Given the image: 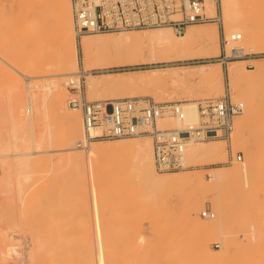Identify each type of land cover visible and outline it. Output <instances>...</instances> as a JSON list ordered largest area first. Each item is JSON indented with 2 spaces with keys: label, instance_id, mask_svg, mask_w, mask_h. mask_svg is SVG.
I'll list each match as a JSON object with an SVG mask.
<instances>
[{
  "label": "bare ground",
  "instance_id": "1",
  "mask_svg": "<svg viewBox=\"0 0 264 264\" xmlns=\"http://www.w3.org/2000/svg\"><path fill=\"white\" fill-rule=\"evenodd\" d=\"M22 1L28 3V7L23 10V20L26 22L36 8L38 0ZM39 2L38 9H46L49 12L48 23L29 24L22 39L15 40L8 50H5L0 42V76L4 77L5 84L4 89L0 90V213L1 217L7 220V225L0 228V264H36V256L42 250L45 257L50 255L52 258L44 259L40 264H81L80 261L83 260L87 264H122V257L116 255L110 258L105 252L109 243L106 224H109L110 208L119 210L118 213L115 214L114 211L112 214L116 220L113 221L114 230L123 234L122 232L125 233L131 226L130 222H136L133 221L134 218L131 221L132 211L126 208L130 203L135 208L134 212L139 215L151 212L154 215L152 218L158 220L156 224H161L170 208L164 206L158 214L157 210L151 207V200L156 198L159 201L158 199L164 196L165 189L171 186L183 185L205 192L212 191L214 201L220 200V191L226 186L241 191L252 187L253 168L258 166L257 158L264 157V137L256 135V140L251 137L258 122L264 124V59H252L254 67L251 69L244 65L247 60H229L226 65L230 97L241 102L244 107L243 114L236 116L240 118L236 120L231 132V144L234 149L244 148L245 160L233 162L230 167L213 166L203 170L159 172L154 165L152 140L148 135L131 137L129 140L118 138L111 142H101L103 139L88 140L83 121L81 123L80 109L69 104L66 85L73 83L80 86L81 77L84 76L85 90L91 98L118 99L150 95L158 101H181L185 118L176 120L164 117L157 120V125L178 127L186 123H196L197 99L217 96L223 92L222 72L218 64L220 62L199 63L193 69L167 66L146 70L144 73L139 71L137 75L124 74L112 78L108 77L111 73L97 75L92 74L91 70L137 62L217 56L219 41L216 25L193 23L181 32H175L170 27H153L84 33L79 35L78 57L71 1ZM217 2L218 0L204 1V11L208 16L217 15ZM251 2L253 0H220L226 38L232 33L241 35L237 42L228 45V51L231 45L237 46L238 49L243 48V51L261 48L257 27L261 11H252L255 7L251 6ZM32 47L36 49L34 56L29 54ZM9 67L19 74H15ZM45 67L50 73L41 75L44 77L43 81L29 82L30 78L37 76L33 74L36 68ZM20 74L28 81L25 88ZM165 84L174 86L179 94L159 93L158 88ZM199 85L206 91L199 93L198 89L190 88ZM50 105L52 109L49 108ZM51 113L63 128L60 136L64 142L62 148H59V135L51 126ZM90 131L94 133L93 129ZM54 146L57 148H53ZM52 151L65 153L56 158L44 154ZM113 152L132 158L130 171L121 175V178L113 177L114 172L107 167L99 170L101 162H109V156ZM185 159L197 165L225 161V142L222 139L189 141L185 148ZM63 166H66V170H62ZM84 170L92 171L93 217L98 236V251L88 256L75 257L65 254L59 247L60 199L55 193L59 194V186L69 180V175L76 186ZM38 172H44L46 183L44 181L33 186L34 173ZM44 202L54 207V215L50 213V219L53 220L46 227L48 237L52 233L57 237L54 244L50 242L47 248L40 250L42 239L38 234L30 235L31 245L26 249L23 241H20L21 237L18 238L20 240L16 239L8 230L23 227L26 220L21 223L19 219L28 213L31 206ZM203 204L202 198L188 201L183 210L193 231L202 234L196 239V251L187 248L182 237H174L173 244L170 243L171 247L163 250L161 245L159 250L156 245H152L153 242L143 240L139 234L137 243L134 242L138 254L132 258L131 264H225L229 261L235 247L225 231L228 227L229 211L217 205L219 215L203 219L199 213ZM126 218L130 221L127 222ZM157 229L160 230V227ZM210 233L221 240L220 250L214 251L210 248L206 236ZM260 236V227L255 223L251 224L250 241H256ZM130 241L126 243L129 244Z\"/></svg>",
  "mask_w": 264,
  "mask_h": 264
},
{
  "label": "rangeland",
  "instance_id": "2",
  "mask_svg": "<svg viewBox=\"0 0 264 264\" xmlns=\"http://www.w3.org/2000/svg\"><path fill=\"white\" fill-rule=\"evenodd\" d=\"M39 1L40 0H38L36 8L32 11V13L29 15L28 19L25 22L23 20L24 19L23 10L28 7V3H25L22 0H0V42H2L3 44L2 47H4L5 50H8V47L12 45L15 40L22 39V37L24 36L26 32L27 27H29V24L31 23L41 24L44 22L45 24L48 23L49 12L46 9H38L40 8ZM257 1L258 3H256ZM251 3H252L251 6L253 8L255 7L254 9H251L252 11L254 12L261 11L259 12L260 18L259 20H257L258 21L257 27H258V34H259L258 43L259 45H261V48L257 49L258 51L257 50L245 51L249 53L255 52L254 55L250 54L244 57L230 59V60H247L245 61L244 65L249 69L254 67L253 65L254 61H251L252 59L254 60L260 59V58L264 59V54H258L259 52H264V0H253V2ZM198 24H203V25L215 24L216 25L218 41H219V53H221L222 48H223L221 39L223 35L226 36V33L224 30L223 20L221 18L220 0H218L217 2V15L214 16V18H212L211 20L199 22ZM80 36H77V34L75 36V44L77 47L78 57H80V45H79ZM35 53H36V49L32 47L29 54L34 56ZM217 56L203 57V58L200 57V58H193V59H187V60H175V61H159L158 60V61H151V62L150 61L137 62L133 64L110 66V67L103 68V69L94 68L91 70V72L92 74H97V75L111 73V75H109L108 77L111 76L110 78H112V76L117 77V76L124 75V74L125 75H132V74L137 75L140 73L139 71L144 73V72H147L146 70L149 71L155 68H161V67H167V66H183V67H186L185 69H193V68H196L195 65L199 63L220 62L218 64L222 72L223 92L220 95L210 96V97H220L223 95H228L230 97V90H229V83H228L229 80H228V75L226 71L227 63H224L221 60L216 59ZM249 64H252V65L249 66ZM10 70H12L15 74H19L15 69L10 68ZM118 72L122 74H116ZM48 73H50V70L47 67L43 69L36 68L33 74L37 76L30 78L29 82H33L35 80L38 82H41L44 79V77H42L41 75L48 74ZM19 77L21 78L23 82V86L25 88L28 82L26 81L27 79L24 78L22 74H20ZM81 79H82L81 89L84 92V96L86 97V99L88 100L90 99L91 100L109 99L107 97L100 98V99L91 98L85 90V83L83 80L84 76H82ZM3 82H4V77L0 76V90L4 89L5 84H3ZM66 88L68 90L67 98L69 100V97L71 98L73 96L72 94H74V89H71L68 86V84L66 85ZM190 88L192 90L193 88L195 90L198 89L199 93L206 91L205 89L200 87V85L193 86ZM256 88H258V86L255 87V89ZM157 91L159 93L179 94V93H176L177 90L175 89V87L170 86L169 84L161 85V87L158 88ZM179 91H183V90H179ZM146 96L152 97L154 99L153 96H150V95H146ZM199 99H202V98H199ZM49 108L52 109L53 108L52 105H50ZM80 113H81V110H80ZM242 114L243 112L240 115ZM239 118L240 117H236L234 119L232 131L234 130V125H235L236 120ZM50 121H51L52 129L55 131L56 134L59 135V148H62L64 142L60 139V136H61V132L63 131V128L62 126H60L55 115L52 113H51ZM81 123H82V113H81ZM256 128H254L255 130L253 129V132H252L253 135L251 136L252 140H256L257 136L259 135H262L260 137H264V124H262V122L261 123L258 122V126ZM123 138H125L126 140H129L131 137H123ZM117 139L118 138L103 139L100 141L101 142H111ZM212 139L224 140L225 148H226L225 161H220L215 164H204V165H197L195 163L193 164L192 162L187 161V163L189 164L191 163L193 166L190 168L184 169V170L170 171V172H179V171L185 172L188 170H203V169L211 168L213 166L230 167L232 166L233 162H242L245 160V151L243 147H239L236 149L232 148L231 133L228 138L216 137ZM53 148H57V147L54 146ZM64 153H65L64 151H52V152L44 153V154L47 156L56 158L57 156L59 157L62 156ZM237 155H241V160L236 159ZM109 157H110L109 162L107 163L101 162V167L99 168V170L101 169L100 171H102L103 167H107L112 172H114L113 177L121 178V175L128 173L130 171L131 165H133L132 158L126 155H123L119 152H113L110 154ZM257 163H258V166H255L252 171L253 181H254L252 187L247 191H241L238 189L237 190L234 189V187L226 186L220 191V195H221L220 200L222 201L220 200L214 201L213 197L211 196L213 195L212 191L205 192V191H202V189L200 190V189L187 187L183 185L178 186V187L171 186L172 188L171 187L166 188L165 189L166 192L164 196L161 197L162 199L161 198L158 199L160 202L157 201L156 198L155 199L153 198V200H155L153 201L151 200L152 197H150V200H151L150 205L152 208H155L157 210L158 214L161 213V209L164 206L171 209V211L169 209L168 211L169 213H166L165 217H163L164 219H162V223L161 224L157 223L158 225L156 224L158 220H156L155 218H152L154 217V215L151 212L148 214H145L147 216L139 215L136 212H134L135 208H133L132 207L133 205L130 203V206L126 208L132 211L131 221L134 218L135 220L133 221H136V222L138 221V222L137 223L130 222L131 226L127 228V230L125 229L126 230L125 233L122 232L123 234H120V232L114 230L113 221H116V220H115V217L113 218L112 216L114 211H115L114 213L116 214L118 213L119 210L116 209L117 210L116 211L114 208H110L109 211L111 214L109 215V220H108L109 224H106L107 237L109 239V243L107 244L106 250H105L106 254L110 258L116 255L120 256L123 259L122 264H131L132 258H134L135 256L137 257V255L135 254H138L137 253L138 251L135 247L136 245L135 243H137V238L139 234L143 240L149 241L150 243L153 242L152 245H156V247L159 250H161L162 248L163 250H165L171 247L172 245L170 246V243L173 244L174 240L172 239H174V237L175 238L179 237L180 239L182 237V239L185 240L184 245H186L187 248L193 251H196V247H197L196 239L199 236H202V234L199 235L198 233H195L193 231V227L191 226L190 222L185 218L183 210H184L185 205L188 203V201L191 202L193 200L202 198L204 201V204L200 208V211H199V213L201 214L200 216H202V211L204 209H210L213 213H215L214 217H217L219 215V212L217 211V208H216L217 205L219 207H225L229 211L228 227L225 231L227 233V236L234 242L233 244L235 245V247L233 251L231 252V258L225 264H264V157L262 156L258 157ZM62 170H66V166H63ZM76 173L78 174L77 171ZM91 174H92V171L84 170L81 173V176H82L80 177L81 179H79L76 182V186H74V183L71 178L72 176L68 174L69 180H67L65 184L61 183L62 185L59 186L60 191L58 195L57 193H55L56 194L55 196L58 199H60L59 200L60 201L59 202V208H60V211H59L60 213L59 214V247L62 249V251L65 254L72 255L75 257H80L84 255L88 256V254L98 251V245H97L98 236L96 233L97 231H96V226H95L94 217H93L94 203L92 200ZM34 175L35 177L33 178L34 180L33 186H37L39 183H42L44 181H45L44 183H46L47 178L43 177L44 172L34 173ZM69 184L70 185L72 184V186H70ZM44 204H39V205L35 204L34 206H31V208L28 209V213H26L25 216L22 217V219L21 218L19 219L20 221H22L21 223H24V221L26 220L25 221L26 224L25 223L24 225L22 224L23 227L21 226L16 229L14 228L12 230L10 229L8 230V233L11 234V236L15 237L16 239L21 237L20 238L21 240L20 239L18 240H20L21 242L23 241L22 244L23 246L25 245L24 248L26 249L28 248V246L31 245V236L33 234H38L39 237L42 239V242H41L42 247L39 248L40 250L47 248L48 243L52 242L54 244L55 242L57 235L55 236V234L52 233L48 237V228L46 229V227H48V223L53 220V219L52 220L50 219L52 217L50 213L54 215V210L52 209L54 207L52 204H50L52 205V207L50 208L49 207L50 205L47 202H44ZM42 205L44 206V211H43ZM39 206L41 208H39ZM35 208H39V209H35ZM30 209L32 213H30ZM1 215L2 213H0V220H1L0 228L5 227L7 225V220H4L3 216L1 217ZM28 217L30 218L28 219ZM202 218L210 219V218L203 217V216ZM129 221L130 220L128 219L127 222ZM130 223L128 224L130 225ZM253 223L257 224L260 227L261 236L258 240L252 242L250 241L249 237H250L251 224ZM156 226L160 227L161 232L160 230H158L159 228L157 229ZM16 230H19V232ZM34 231H36V233ZM127 231H129V233ZM131 232H133L134 234ZM130 235H132V237ZM206 236H207V240L209 241V245L211 249H213L214 251H218L221 249V240L216 238L215 234L210 233ZM123 237L126 239H123ZM127 239L129 241L131 240L130 241L131 243L128 242L129 244H127L126 243V241H128ZM154 242H156L159 245L155 244ZM165 243H166V246H165ZM159 246H161V249ZM239 246L241 248H239ZM129 250H131L132 252ZM129 255H131V257ZM47 258L50 260L52 257L50 255L45 257L44 251L42 250L36 256V259H38V262L35 259L36 264H40L41 262H43L44 259H47ZM80 263L87 264V262H84V260L80 261Z\"/></svg>",
  "mask_w": 264,
  "mask_h": 264
},
{
  "label": "built area",
  "instance_id": "3",
  "mask_svg": "<svg viewBox=\"0 0 264 264\" xmlns=\"http://www.w3.org/2000/svg\"><path fill=\"white\" fill-rule=\"evenodd\" d=\"M77 36L84 33L117 32L153 27H170L181 32L190 24L211 20L204 11L205 0H70ZM239 33L222 36V51L216 59L227 63L230 59L255 52H245L237 46L227 47L240 39ZM258 54H264L259 52ZM82 78V77H81ZM82 80V79H81ZM74 89L69 104L79 108L88 140L115 139L148 135L152 140L154 165L159 172L178 171L192 167L185 159L189 141L216 137L228 138L234 118L243 112V104L228 95L208 97L196 101L198 121L178 127H160L157 120L168 117L185 118L181 101H158L149 96L118 99L88 100L80 86ZM90 129L94 130L91 133ZM241 160V155L236 156ZM203 217H213L210 209Z\"/></svg>",
  "mask_w": 264,
  "mask_h": 264
}]
</instances>
